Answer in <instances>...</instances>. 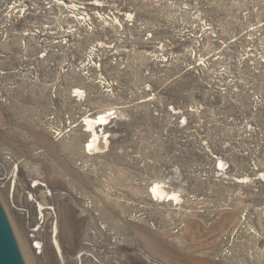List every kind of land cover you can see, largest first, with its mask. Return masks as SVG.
<instances>
[{"label": "rangeland", "instance_id": "374dc122", "mask_svg": "<svg viewBox=\"0 0 264 264\" xmlns=\"http://www.w3.org/2000/svg\"><path fill=\"white\" fill-rule=\"evenodd\" d=\"M0 202L24 264H264V0H0Z\"/></svg>", "mask_w": 264, "mask_h": 264}, {"label": "water", "instance_id": "95a60500", "mask_svg": "<svg viewBox=\"0 0 264 264\" xmlns=\"http://www.w3.org/2000/svg\"><path fill=\"white\" fill-rule=\"evenodd\" d=\"M0 264H24L8 218L0 202Z\"/></svg>", "mask_w": 264, "mask_h": 264}, {"label": "bare ground", "instance_id": "6f19581e", "mask_svg": "<svg viewBox=\"0 0 264 264\" xmlns=\"http://www.w3.org/2000/svg\"><path fill=\"white\" fill-rule=\"evenodd\" d=\"M113 111H109V113H112ZM109 116L108 113H103V114H100L99 117H96V118H91V117H88V118H85L86 120V124L89 126L88 127V131H92L91 133V137L89 139V141L87 142L86 144V147H87V150L90 151V149H93V148H96L98 147V145L100 144V134L98 133V131L96 130V126L97 124L99 123H102V122H106L107 119H109ZM109 142V140L107 139V143ZM167 189L162 186L160 183H156V185H153L152 186V193H166L167 194ZM173 195V192H169L167 194V196L171 197ZM41 206H43V204H41ZM44 208V207H42Z\"/></svg>", "mask_w": 264, "mask_h": 264}, {"label": "trees", "instance_id": "16d2710c", "mask_svg": "<svg viewBox=\"0 0 264 264\" xmlns=\"http://www.w3.org/2000/svg\"><path fill=\"white\" fill-rule=\"evenodd\" d=\"M113 118H114V117H113ZM113 118H112V119H113ZM111 121H115V119H113V120H111Z\"/></svg>", "mask_w": 264, "mask_h": 264}]
</instances>
